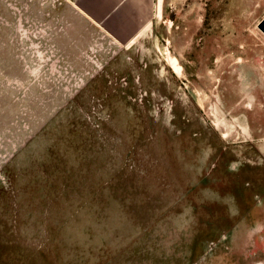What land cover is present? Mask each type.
Listing matches in <instances>:
<instances>
[{"label":"rangeland","instance_id":"rangeland-1","mask_svg":"<svg viewBox=\"0 0 264 264\" xmlns=\"http://www.w3.org/2000/svg\"><path fill=\"white\" fill-rule=\"evenodd\" d=\"M0 264H264V0H0Z\"/></svg>","mask_w":264,"mask_h":264},{"label":"bare ground","instance_id":"bare-ground-1","mask_svg":"<svg viewBox=\"0 0 264 264\" xmlns=\"http://www.w3.org/2000/svg\"><path fill=\"white\" fill-rule=\"evenodd\" d=\"M170 22H171V21H170ZM170 22H169V24H171ZM174 61H176V60H174ZM174 63H175V62H174ZM179 69H180V68H179Z\"/></svg>","mask_w":264,"mask_h":264}]
</instances>
